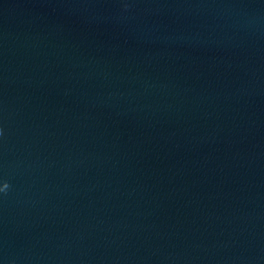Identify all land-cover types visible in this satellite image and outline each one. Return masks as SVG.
<instances>
[{
  "label": "water",
  "instance_id": "water-1",
  "mask_svg": "<svg viewBox=\"0 0 264 264\" xmlns=\"http://www.w3.org/2000/svg\"><path fill=\"white\" fill-rule=\"evenodd\" d=\"M0 264H264V0H0Z\"/></svg>",
  "mask_w": 264,
  "mask_h": 264
},
{
  "label": "clouds",
  "instance_id": "clouds-1",
  "mask_svg": "<svg viewBox=\"0 0 264 264\" xmlns=\"http://www.w3.org/2000/svg\"><path fill=\"white\" fill-rule=\"evenodd\" d=\"M6 188H7V185H6Z\"/></svg>",
  "mask_w": 264,
  "mask_h": 264
}]
</instances>
